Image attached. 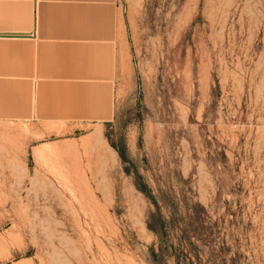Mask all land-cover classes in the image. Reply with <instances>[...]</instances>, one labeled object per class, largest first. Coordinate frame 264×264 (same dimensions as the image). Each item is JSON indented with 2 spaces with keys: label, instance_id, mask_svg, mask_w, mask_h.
<instances>
[{
  "label": "rangeland",
  "instance_id": "1",
  "mask_svg": "<svg viewBox=\"0 0 264 264\" xmlns=\"http://www.w3.org/2000/svg\"><path fill=\"white\" fill-rule=\"evenodd\" d=\"M115 1L110 77H24L0 39L2 241L23 264H264V0Z\"/></svg>",
  "mask_w": 264,
  "mask_h": 264
},
{
  "label": "crops",
  "instance_id": "2",
  "mask_svg": "<svg viewBox=\"0 0 264 264\" xmlns=\"http://www.w3.org/2000/svg\"><path fill=\"white\" fill-rule=\"evenodd\" d=\"M101 26H117L115 0H0V33L27 34L0 35L1 41L12 47L13 66L16 70L17 59L18 72L21 50L29 47L27 62L22 65V71H27L24 77L113 76L110 62L105 60V42L100 41L107 36ZM17 249L0 237V264L33 261L29 255L16 254Z\"/></svg>",
  "mask_w": 264,
  "mask_h": 264
},
{
  "label": "water",
  "instance_id": "3",
  "mask_svg": "<svg viewBox=\"0 0 264 264\" xmlns=\"http://www.w3.org/2000/svg\"><path fill=\"white\" fill-rule=\"evenodd\" d=\"M0 35H17V36H25L26 33L23 32H1Z\"/></svg>",
  "mask_w": 264,
  "mask_h": 264
}]
</instances>
